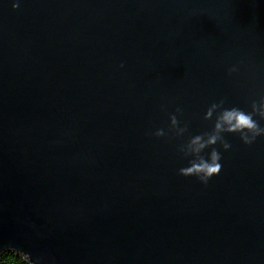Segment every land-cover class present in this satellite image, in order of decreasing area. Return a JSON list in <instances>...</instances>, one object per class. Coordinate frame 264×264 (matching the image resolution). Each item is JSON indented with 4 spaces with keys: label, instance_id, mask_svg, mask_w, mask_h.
Masks as SVG:
<instances>
[{
    "label": "water",
    "instance_id": "95a60500",
    "mask_svg": "<svg viewBox=\"0 0 264 264\" xmlns=\"http://www.w3.org/2000/svg\"><path fill=\"white\" fill-rule=\"evenodd\" d=\"M262 98L264 0H0V257L264 264Z\"/></svg>",
    "mask_w": 264,
    "mask_h": 264
},
{
    "label": "clouds",
    "instance_id": "9594fccd",
    "mask_svg": "<svg viewBox=\"0 0 264 264\" xmlns=\"http://www.w3.org/2000/svg\"><path fill=\"white\" fill-rule=\"evenodd\" d=\"M14 7H18V4H14ZM234 67L231 71H236ZM215 107V106H214ZM212 115L210 110L208 116ZM259 116L261 119H264V98H262L259 103H253L252 112L246 113L245 111L239 108H232L225 110L217 119L215 125L216 133L227 132L230 134L238 133L240 139L246 145L252 144L257 137L264 136V127H261L259 123L254 119L255 116ZM175 117H173V124H175ZM157 136H162L163 132H157ZM220 137L216 134H213L208 137L205 141L202 137H196L191 144V148L194 152L199 153L207 147H213V151L210 154L208 159H200L198 162L192 164L188 168H183L180 171V174L183 176H196L201 182L207 183V181L215 175H218L221 171V154L218 150L215 149ZM231 145L227 142L223 143V149L225 151L229 150ZM31 261V257L29 256Z\"/></svg>",
    "mask_w": 264,
    "mask_h": 264
},
{
    "label": "trees",
    "instance_id": "16d2710c",
    "mask_svg": "<svg viewBox=\"0 0 264 264\" xmlns=\"http://www.w3.org/2000/svg\"><path fill=\"white\" fill-rule=\"evenodd\" d=\"M0 264H27V262L15 253H4L0 257Z\"/></svg>",
    "mask_w": 264,
    "mask_h": 264
}]
</instances>
